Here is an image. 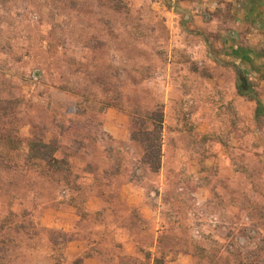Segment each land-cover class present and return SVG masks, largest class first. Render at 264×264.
Instances as JSON below:
<instances>
[{"label": "rangeland", "instance_id": "rangeland-1", "mask_svg": "<svg viewBox=\"0 0 264 264\" xmlns=\"http://www.w3.org/2000/svg\"><path fill=\"white\" fill-rule=\"evenodd\" d=\"M210 1L0 0V264H264V32ZM157 104L148 174L130 114Z\"/></svg>", "mask_w": 264, "mask_h": 264}, {"label": "trees", "instance_id": "trees-1", "mask_svg": "<svg viewBox=\"0 0 264 264\" xmlns=\"http://www.w3.org/2000/svg\"><path fill=\"white\" fill-rule=\"evenodd\" d=\"M135 115L137 113H134V115L130 114L132 122L130 138L132 141L137 142L140 147V157L137 159L139 166L137 168L140 170L145 169L148 174H157L162 166L163 157V109L161 105L157 104L154 109L148 110L145 115L141 117ZM28 145L29 148L26 154L28 161H34L42 170L51 173L58 175L70 173L69 160L65 156L59 157L57 155V152L60 151V146L54 144L52 140L47 141L45 138L33 136L29 140ZM113 186L114 183L109 179L99 183L96 187L98 192L104 195L106 192L116 191L117 186H115V190H113ZM11 214L14 215L13 212ZM4 223V221L0 220V228L4 227ZM8 224L21 225V227L23 225L14 220ZM16 241L21 242V236L8 235L5 243L10 244Z\"/></svg>", "mask_w": 264, "mask_h": 264}, {"label": "crops", "instance_id": "crops-1", "mask_svg": "<svg viewBox=\"0 0 264 264\" xmlns=\"http://www.w3.org/2000/svg\"><path fill=\"white\" fill-rule=\"evenodd\" d=\"M225 1V0H224ZM223 0H213L212 5H221L225 4ZM228 5L234 6L237 11L236 21L238 23L247 24L248 27V36L254 41L262 39L264 32V0H226ZM221 2V3H220ZM230 3V4H229ZM254 47V46H252ZM262 52H264L262 48ZM77 242V241H76ZM76 249H78L77 255H81L84 251V247L77 242L74 244ZM82 264H101L97 258L92 256H84Z\"/></svg>", "mask_w": 264, "mask_h": 264}]
</instances>
